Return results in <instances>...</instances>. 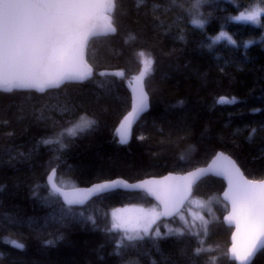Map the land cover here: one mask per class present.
<instances>
[{
  "label": "trees",
  "instance_id": "obj_1",
  "mask_svg": "<svg viewBox=\"0 0 264 264\" xmlns=\"http://www.w3.org/2000/svg\"><path fill=\"white\" fill-rule=\"evenodd\" d=\"M178 3L147 0L137 8L135 0H117V31L88 41L90 77L42 92H0V264H236L219 177L194 186L192 197L212 211L203 209V223L162 219L170 230L160 226L159 236L151 230L135 241L113 228L110 211L155 204L144 192H105L68 214L46 182L53 168L62 187L183 173L217 151L248 178H264V14L256 23L236 19L260 0ZM142 71L150 107L121 143L117 128L132 105L126 81ZM80 119L94 123L69 133ZM250 264H264V249Z\"/></svg>",
  "mask_w": 264,
  "mask_h": 264
},
{
  "label": "snow or ice",
  "instance_id": "obj_2",
  "mask_svg": "<svg viewBox=\"0 0 264 264\" xmlns=\"http://www.w3.org/2000/svg\"><path fill=\"white\" fill-rule=\"evenodd\" d=\"M147 0H135L139 8ZM172 6H179L178 0H170ZM117 0H0V92L14 90L58 88L65 81H83L91 76L92 69L84 60V48L90 37L115 33L112 13ZM260 7L241 13L238 20L257 22L264 14V0ZM159 8V3H154ZM191 23L202 26L204 21L193 19ZM227 38V37H224ZM141 56L144 53H140ZM145 70H150L151 58L143 61ZM142 71L136 78L137 89L132 111L124 118L120 128V142L126 143L132 120L147 107V93L144 91ZM119 75V73H118ZM218 102L233 103L235 98H219ZM90 121L77 124L76 129L91 127ZM74 133V130H70ZM49 143V141H45ZM59 143V141H57ZM226 163L217 168V174L228 181V190L224 198L232 205V211L226 217L235 221L237 233L243 224L246 243L243 247L233 243L232 257L239 264H250L255 254L264 249V180H250L236 166L235 161L225 158ZM206 170L197 169L180 178L183 183L176 186L153 187V181L138 187H146L164 205L162 215L170 214L171 205L178 208L187 198L191 185ZM56 170L48 175L51 191L63 197L71 214L72 205L83 204L92 194H103L116 188L115 182H106L81 191H64L55 177ZM170 179V178H169ZM134 218L116 216L113 228L122 229L128 241L141 240L148 235L151 225L158 215L154 211ZM143 233V235H141ZM182 234V233H180ZM159 236L157 230L155 233ZM236 240V237H233ZM23 247V245H16ZM119 246V245H118ZM202 249H196V254Z\"/></svg>",
  "mask_w": 264,
  "mask_h": 264
},
{
  "label": "water",
  "instance_id": "obj_3",
  "mask_svg": "<svg viewBox=\"0 0 264 264\" xmlns=\"http://www.w3.org/2000/svg\"><path fill=\"white\" fill-rule=\"evenodd\" d=\"M87 44H88V42H87ZM87 44H86V46L84 48L83 56H84L85 62L92 69L91 65L88 63V61L86 59V47H87ZM92 71H93V69H92ZM101 73H112V74H118L119 73L120 74V72L117 71V70H112V71L111 70H103V71H101ZM136 78L137 77H133V78H130L128 81H126L127 86L131 90V94H132V105H131L130 110L121 119L120 124H119L117 130L120 128V125L124 121V118L128 115L129 112L132 111L134 99H135V96H136V89H137V81H136ZM143 87H144V91L147 93V97H148V99H147V107H146V109L143 112L139 113L132 120L131 125H130V128H129V135H128V138L127 139H129L130 136L132 135L133 128H134L135 124L139 121V119L141 118V116L144 115L149 110V107H150L149 94L147 92V89L145 87L144 82H143ZM218 100H217V102H218ZM218 103H223V102H218ZM118 134H119V132H118ZM119 136H120V134H119ZM225 158H228V159H230L232 161H235L227 153H225L223 151H217L216 154L207 162V164H205L203 166L196 167L194 169H191V170L186 171V172H183V173L168 172V173H166L164 175H161V176H150V177H145V178H142V179H139V180H136V181H128V180H126V179H124L122 177H115V178H112V179L97 181V182L91 183L90 185H87V186H75V187H62L61 186V187L63 188L64 191H69V192L72 191L73 189H79L81 191H86L88 189H91L93 186L98 185V184H101V183L115 182V183H117L118 186L116 188H114V189L107 190L106 192H109V191H112V190H118V189L119 190H124V191H142V192H144L150 199H152L158 205L159 210H160V213H163L165 209H164V205L161 204L160 200H158L155 195H153L151 192H149L146 187H138V186L139 185H143V184H147V183H150V182H153V181L157 182L156 185H152L153 187H159L161 184H163L165 186H176L178 184H182L183 181L180 178L185 177V176H188L189 173H191L193 171H196L197 169L206 170L205 171V174H202L201 176H199V178L191 185V190L188 193L187 198L183 201V203L178 208H173L170 205L169 206V209H168V211H169L170 214H168V215H162L161 214V217L163 219H165V220H168V219H171V218L177 216L184 209V207L186 206V203L188 202V200L192 197L194 186L203 177H205L207 175H212V176L221 178L224 181V183H225V187H224L223 191L220 193V197L227 204V210L223 214L222 220H223V222H224L225 225H227L229 227H232V232H231V235H230V244H229V247H228V256L236 264H239V262L232 257L231 248H232V245H233L234 242L237 243L239 246L243 247L244 244L246 243V234H245V231H244L243 224L241 225L240 232L237 233L236 222L235 221H229V220L226 219V217L232 211V205H231V203L224 198V193L228 190V181H227V179L224 176L217 174V168L220 165L226 163ZM235 164L240 169V171L243 173V170L237 164L236 161H235ZM53 169H55V168H53ZM244 176H245V178L250 179L245 174H244ZM55 177H56V173H55ZM250 180H255V179H250ZM260 180H264V178L263 179H260ZM46 182H47V184H48V186L50 188V182L48 181V176L46 178ZM98 195H100V194H92L91 196H89L85 200V202L83 204H77V205H72V206H78V207L83 206L88 201H90L92 198H94V197H96ZM59 197L62 200V202L64 203L63 197L62 196H59ZM234 236L236 237V240L235 241L233 240V237ZM256 254H255V256H256ZM252 260L250 261V263L252 262Z\"/></svg>",
  "mask_w": 264,
  "mask_h": 264
},
{
  "label": "rangeland",
  "instance_id": "obj_4",
  "mask_svg": "<svg viewBox=\"0 0 264 264\" xmlns=\"http://www.w3.org/2000/svg\"><path fill=\"white\" fill-rule=\"evenodd\" d=\"M255 8H259V7H255ZM252 9H254V8H252ZM247 12H245L244 14H247ZM242 21H245V20H242ZM247 22H251V21H247ZM252 23H256V22H252ZM83 121H88V120H86V119L78 120L74 124L70 125V127H68L67 131L69 133H73L70 130H75L76 129L75 126L77 124H82ZM208 206L209 205H207L206 201H204L203 199H200L198 197H191L188 200V202L186 203V206L183 209V211H181L177 215V220L183 226L196 225L197 222L203 223L205 221V218L203 217V213H202L203 209H207L210 211V213H212L211 209ZM139 210H143L144 213L154 211L155 213L158 214L155 218V222L151 225L149 232L151 230H153L154 232H156L157 230L160 231V226H164L165 228L167 226V230H170V228L172 227V226L170 227L167 222L162 220L163 218L161 217L159 207L156 203L155 204L147 203L144 205L128 204V205L116 207L115 209L110 211V216H111V218L113 220V224H114L116 222V217H114V215H113L114 213L118 217L134 218V217H137V216L143 214ZM174 230L178 231V230H180V228H175ZM124 234H125V232H124ZM142 234L143 233H141V235Z\"/></svg>",
  "mask_w": 264,
  "mask_h": 264
}]
</instances>
